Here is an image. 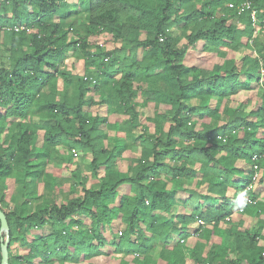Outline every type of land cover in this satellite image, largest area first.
<instances>
[{
  "label": "trees",
  "instance_id": "obj_1",
  "mask_svg": "<svg viewBox=\"0 0 264 264\" xmlns=\"http://www.w3.org/2000/svg\"><path fill=\"white\" fill-rule=\"evenodd\" d=\"M18 25L0 32L10 264L109 263L113 254L118 264H264V0H0V26ZM242 49L240 63L229 56ZM209 52L221 60L196 64ZM69 53L82 71L66 67ZM254 83L261 100L248 110L250 99L236 96ZM108 129L125 134L111 148ZM73 149L90 155L93 187L77 169L79 188L68 189L59 169L45 171L53 159L74 163ZM256 172L255 203H238ZM8 178L17 182L9 198Z\"/></svg>",
  "mask_w": 264,
  "mask_h": 264
},
{
  "label": "rangeland",
  "instance_id": "obj_2",
  "mask_svg": "<svg viewBox=\"0 0 264 264\" xmlns=\"http://www.w3.org/2000/svg\"><path fill=\"white\" fill-rule=\"evenodd\" d=\"M146 35H147L146 32H142L143 38H145ZM104 39L105 40H101V42L104 43V45L107 46L108 48H112L113 43H112L111 38L107 35V36H105ZM198 46L201 47V43H199ZM245 52H246L245 49H242L240 52L230 51L229 56L236 57L237 62L240 63L241 57ZM220 60L221 59L214 52H209V53H204V55L198 54L197 58L195 59V62H196V64L199 63V64L206 65V66L210 67V66H212L213 63L220 61ZM190 61L194 62V59L189 60V62ZM81 62H82V59L76 57L73 53H69L68 58L66 60V67L70 68L73 65L72 67L75 69V71H82V63ZM261 90H262L261 84L254 83L253 88L251 90L242 89V91L236 97L240 101H244V100L249 98L250 100H249L248 110H251L253 105L260 102L261 99L259 98V95H260ZM91 95L95 96V92H91L89 94V96H91ZM95 108H98V106ZM111 118H114L113 115L111 116ZM138 131H139V129H136L134 132L136 133ZM107 132L109 135L107 136L106 143H107V146L110 148L114 146V144L117 142V140L119 138L125 137L124 136L125 134H123L122 137L117 138V136H115V133L113 130L108 129ZM40 134H41V131H40ZM39 136H41V135H39ZM38 140H39V144H40L41 139L38 138ZM131 146L132 147H130L123 154L124 157L118 163V167L121 171H127L129 166H130L131 159L128 156L135 157V156L139 155V153H140L141 144L139 141L135 144H132ZM61 153L63 156H67V154H68V152H66L64 150H61ZM90 160H91L90 155L75 156L74 163L73 162L72 163H68V162L66 163L62 159L57 158V159H53V160L49 161L46 164L44 169H45V171H52L54 169H59L60 175L64 178V182L62 185L64 189H68L71 184H76V185L78 184L77 181H75L71 175V170H73V169H77L78 173L81 175L89 176V181H88L86 186L87 187H93L95 185L96 179H95V177H92V174H91ZM16 183L17 182L12 178L7 179V188H8L7 189V197L8 198L11 197L10 195H11L12 191H14ZM77 186L79 188V185H77ZM40 188L43 189L42 187H40ZM129 190H130V188L128 190L123 189L122 194H128ZM130 191H133V189H131ZM119 198L120 197H118L117 199H119ZM44 232H46V233L48 232V227L45 228ZM106 233H108V232H106ZM38 259H36V260H38ZM67 264H79V263H67Z\"/></svg>",
  "mask_w": 264,
  "mask_h": 264
},
{
  "label": "crops",
  "instance_id": "obj_3",
  "mask_svg": "<svg viewBox=\"0 0 264 264\" xmlns=\"http://www.w3.org/2000/svg\"><path fill=\"white\" fill-rule=\"evenodd\" d=\"M98 106V105H97ZM97 106H94V108L95 107H97ZM95 110H99V111H103V112H105L106 110H108V108H107V106H98V108H95ZM141 110L144 112V114L145 115H154V111H155V109L154 108H152V107H146V108H141ZM109 114V120L110 121H113L114 120V118H111V116L113 115V117H115L114 116V114L113 113H111V112H109L108 113ZM150 129H153V126H152V124H150ZM109 135V134H108ZM128 158V157H127ZM123 189H127L128 190V188L127 187H124ZM130 190H131V188H130ZM129 190V193L131 192V193H133V191H130ZM261 192V193H260ZM259 192V196L260 197H262L263 199H264V189L263 190H261ZM128 193V194H129ZM239 212L238 211H236V213H234L233 215H232V217L230 218L231 220L229 221L230 223H226V224H224L225 225V227L227 226V225H231V224H237V222H238V219H239ZM240 216H241V214H240ZM243 217H244V219H245V222H246V224L247 225H252L253 224V220H252V217L249 215V214H244L243 215ZM229 220V219H228ZM228 222V221H227ZM112 226H113V231H115V232H117V231H119L120 229H122L123 228V225L121 224V222L120 221H118V220H116V221H114L113 222V224H112ZM121 232V231H120ZM44 233H46V232H44ZM48 233V232H47ZM35 234V233H34ZM108 234L110 235L111 234V231H108ZM194 237L195 238H197L198 237V233H196V234H194ZM210 244V243H209ZM113 248V247H112ZM186 254H187V256H190V250H186ZM112 256V258H111V261L109 262V263H105V261L103 262V261H99L97 264H118V257L116 256V254H113V255H111ZM79 264H85V263H79ZM158 264H165V262H163V261H160Z\"/></svg>",
  "mask_w": 264,
  "mask_h": 264
},
{
  "label": "built area",
  "instance_id": "obj_4",
  "mask_svg": "<svg viewBox=\"0 0 264 264\" xmlns=\"http://www.w3.org/2000/svg\"><path fill=\"white\" fill-rule=\"evenodd\" d=\"M232 5H233V4L230 3V7H231ZM245 5H247L248 7H250V3H249V2H246ZM252 17H253L254 20H256V17H255V11L252 12ZM22 27H23V26H20V25H18V26H14V27L0 26V32H1V31H4V30H15V31H18V30H19L20 28H22ZM262 73L264 74V69L262 70ZM72 152H73V154H74L75 156L78 155V151H77V150L73 149ZM254 168L256 169L257 166L255 165ZM258 177H259V173L256 172V174H255L254 177H253V181H252V183H250L249 186L243 191V197H242V198H243L246 202H249V203H250V202H251V203H255V201L252 200V198L250 197V195H249V191H250L251 189H253V187H254V183H255V181L258 179ZM244 209H245L244 207L240 208L241 211H244ZM198 222H199V224H205V223H206L203 219H200Z\"/></svg>",
  "mask_w": 264,
  "mask_h": 264
},
{
  "label": "water",
  "instance_id": "obj_5",
  "mask_svg": "<svg viewBox=\"0 0 264 264\" xmlns=\"http://www.w3.org/2000/svg\"><path fill=\"white\" fill-rule=\"evenodd\" d=\"M0 220H1L0 233L2 234L3 232H5L6 234L5 239L4 238L1 239V248L3 252L2 264H10L9 262L10 251L8 247L10 241V225L6 213L3 212L1 209H0Z\"/></svg>",
  "mask_w": 264,
  "mask_h": 264
},
{
  "label": "clouds",
  "instance_id": "obj_6",
  "mask_svg": "<svg viewBox=\"0 0 264 264\" xmlns=\"http://www.w3.org/2000/svg\"><path fill=\"white\" fill-rule=\"evenodd\" d=\"M238 203H243L242 196H241V198L238 199Z\"/></svg>",
  "mask_w": 264,
  "mask_h": 264
}]
</instances>
